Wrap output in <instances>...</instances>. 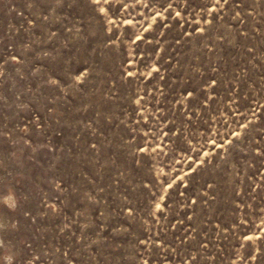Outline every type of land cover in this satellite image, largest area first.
I'll list each match as a JSON object with an SVG mask.
<instances>
[{
    "label": "rangeland",
    "instance_id": "1",
    "mask_svg": "<svg viewBox=\"0 0 264 264\" xmlns=\"http://www.w3.org/2000/svg\"><path fill=\"white\" fill-rule=\"evenodd\" d=\"M0 264H264V0H0Z\"/></svg>",
    "mask_w": 264,
    "mask_h": 264
}]
</instances>
